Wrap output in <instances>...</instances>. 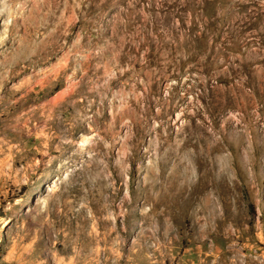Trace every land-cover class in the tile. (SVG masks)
I'll return each mask as SVG.
<instances>
[{"label":"rangeland","instance_id":"1","mask_svg":"<svg viewBox=\"0 0 264 264\" xmlns=\"http://www.w3.org/2000/svg\"><path fill=\"white\" fill-rule=\"evenodd\" d=\"M0 264H264V0H0Z\"/></svg>","mask_w":264,"mask_h":264}]
</instances>
